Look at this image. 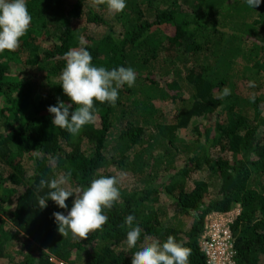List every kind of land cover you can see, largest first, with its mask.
<instances>
[{"label":"trees","instance_id":"16d2710c","mask_svg":"<svg viewBox=\"0 0 264 264\" xmlns=\"http://www.w3.org/2000/svg\"><path fill=\"white\" fill-rule=\"evenodd\" d=\"M245 77L264 82V0L1 2L0 262L207 264V217L240 210L234 261L264 264V84L244 98Z\"/></svg>","mask_w":264,"mask_h":264},{"label":"rangeland","instance_id":"374dc122","mask_svg":"<svg viewBox=\"0 0 264 264\" xmlns=\"http://www.w3.org/2000/svg\"><path fill=\"white\" fill-rule=\"evenodd\" d=\"M71 1H75V0H71ZM92 1V0H91ZM1 2H5V0H0V3ZM251 22H253V20L251 21ZM247 25H252V24H247ZM114 26V28L117 30L119 27H118V25L117 24H114L113 25ZM240 26H237L236 28H239ZM240 29V28H239ZM91 32H93V34H105V33H107L108 32V29H107V27H103V28H96V27H91ZM83 29L81 28L78 32H77V39H78V37H79V39L81 40V38H82V36H83ZM240 59V58H239ZM238 60V59H237ZM245 60H241L240 59V61H237V63H239V67H241V68H243L242 70H245L246 72L247 71H249V70H247V68H251V70L249 71V72H247V74H246V76H250V75H254V74H256L257 72H258V68L256 67V66H254V64L253 63H245L244 62ZM262 75V74H261ZM241 80H243V81H240L239 83L237 82V92L238 93H240L241 95H242V97H248V98H250V97H252V94H251V90H254V89H256L257 88V84H264V82L262 83V82H260V80L259 79H256V78H252V79H248V77H245V79H241ZM253 92V91H252ZM189 96H190V94L188 93V92H184L183 93V97H185L186 99L187 98H189ZM173 104L172 105H169V106H167L166 107V109L164 110L165 112L168 110V111H171L172 113H170L169 115H168V119H169V121H168V123L167 124H172L174 121H176V119L174 118V113H175V109L173 108ZM248 111V114L250 115V116H252L253 115V111H252V109L250 108V107H248V109H247ZM202 122H205V121H208V120H205V119H203V120H201ZM1 124V123H0ZM190 140V136H187L186 137V135L184 136L183 134L182 135H179L178 137H177V142H188ZM109 170V172H111V173H113L114 174V172H117L116 171V169L115 170H113V168H110V169H108ZM118 173L120 174L119 175V178H118V185H119V187H120V189L122 190V191H125V190H130V189H133L134 187H136V186H138V184L137 183H135L133 180H131V179H128V174L127 173H125L122 169H118ZM115 175V174H114ZM205 176H206V174L205 173H198V174H196L195 176H193L192 177V179L191 180H189V187L191 188L192 187V185H193V183L192 182H194V181H196V180H203L204 178H205ZM117 179V178H116ZM81 202V201H80ZM85 203H86V201H85ZM85 203L83 204V206H85ZM172 201L169 199V198H167L166 196H161V200L159 201V203L158 204H155V207L157 208V209H161V210H163L165 213H166V216L162 219L163 220V222L167 225V223L171 220V218L173 217V215H174V209H173V207H172ZM152 206V205H151ZM240 214V210H235V211H233L232 213H229L228 214V217L227 218H231L232 220H234L238 215ZM226 216V215H225ZM181 221V224H183L184 226H185V229L186 228H188L193 222H194V215L192 216V215H189V214H181L180 216H179V222ZM175 227H179V225H178V223L177 222H175ZM5 228V227H4ZM8 229L9 230H11L10 229V227H8ZM5 230H7L6 228H5ZM4 229H3V232L5 231ZM148 242H150V241H146V243H148ZM13 243H14V241H13ZM154 245H156L158 248L160 247V246H158L157 244H153V246ZM14 246V245H13ZM152 246V247H153ZM155 246V247H156ZM15 247V246H14ZM14 247L12 248V244H10L9 246H8V249H7V251L5 252V254H6V258L5 259H3L4 260V262L3 263H1L0 262V264H11V262H13L14 263V261H15V259H16V256H15V253H13L14 252V250H17V253H20L19 251H18V249L15 247V249H14ZM11 248H12V251H11ZM154 248V247H153ZM153 248H151V249H153ZM153 251L154 252H156V250L155 249H153ZM153 252V253H154ZM157 252H159L160 254L162 253L161 252V249L159 248L158 250H157ZM18 257V256H17ZM17 260H18V258H17ZM0 261H2V260H0Z\"/></svg>","mask_w":264,"mask_h":264},{"label":"built area","instance_id":"2783aa9c","mask_svg":"<svg viewBox=\"0 0 264 264\" xmlns=\"http://www.w3.org/2000/svg\"><path fill=\"white\" fill-rule=\"evenodd\" d=\"M228 214L212 213L206 219L200 246L206 254L207 264H236L231 231L234 220L227 218Z\"/></svg>","mask_w":264,"mask_h":264},{"label":"clouds","instance_id":"9594fccd","mask_svg":"<svg viewBox=\"0 0 264 264\" xmlns=\"http://www.w3.org/2000/svg\"><path fill=\"white\" fill-rule=\"evenodd\" d=\"M53 262H55V263H57V264H62V263H58V262H56V261H53Z\"/></svg>","mask_w":264,"mask_h":264}]
</instances>
